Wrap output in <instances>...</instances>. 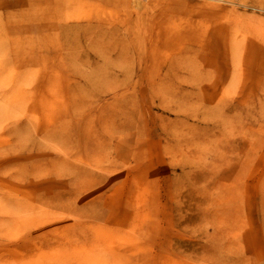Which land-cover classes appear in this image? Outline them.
I'll list each match as a JSON object with an SVG mask.
<instances>
[{"label":"rangeland","instance_id":"1","mask_svg":"<svg viewBox=\"0 0 264 264\" xmlns=\"http://www.w3.org/2000/svg\"><path fill=\"white\" fill-rule=\"evenodd\" d=\"M0 0V264H264V0Z\"/></svg>","mask_w":264,"mask_h":264},{"label":"bare ground","instance_id":"2","mask_svg":"<svg viewBox=\"0 0 264 264\" xmlns=\"http://www.w3.org/2000/svg\"><path fill=\"white\" fill-rule=\"evenodd\" d=\"M130 2H132V3L134 4V6L136 5L137 8H138L139 6H141V4H143V3L141 2V0H130Z\"/></svg>","mask_w":264,"mask_h":264}]
</instances>
